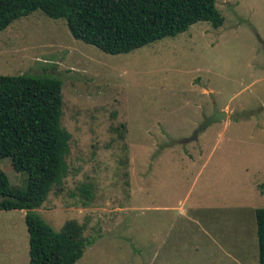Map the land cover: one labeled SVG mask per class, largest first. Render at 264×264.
Wrapping results in <instances>:
<instances>
[{"label": "rangeland", "instance_id": "rangeland-1", "mask_svg": "<svg viewBox=\"0 0 264 264\" xmlns=\"http://www.w3.org/2000/svg\"><path fill=\"white\" fill-rule=\"evenodd\" d=\"M225 19L110 55L41 11L0 33V75L63 82L69 175L37 213L89 240L76 264H259L264 208V0H217ZM215 108L228 119L185 142ZM0 167L12 187L28 174ZM89 186L93 197L81 193ZM25 211H0V264H29Z\"/></svg>", "mask_w": 264, "mask_h": 264}, {"label": "trees", "instance_id": "trees-1", "mask_svg": "<svg viewBox=\"0 0 264 264\" xmlns=\"http://www.w3.org/2000/svg\"><path fill=\"white\" fill-rule=\"evenodd\" d=\"M41 11L64 20L72 36L110 55L128 54L185 33L198 23L215 29L225 19L217 0H0V33ZM63 82L50 75H0V163L28 174L12 187L0 167V211H25L29 264H76L90 245L75 220L56 231L34 211L69 175L71 134L61 126ZM81 193L88 199L89 186ZM259 264H264V208L256 210Z\"/></svg>", "mask_w": 264, "mask_h": 264}, {"label": "water", "instance_id": "water-1", "mask_svg": "<svg viewBox=\"0 0 264 264\" xmlns=\"http://www.w3.org/2000/svg\"><path fill=\"white\" fill-rule=\"evenodd\" d=\"M262 45L264 49V42H262ZM228 117H229L228 112L226 111L219 112L217 108H215L214 114L211 117L206 118L204 123L201 125V127L194 132V135L185 142L197 141L198 136L202 131H205L208 127L212 126L213 124L222 123L223 121H226Z\"/></svg>", "mask_w": 264, "mask_h": 264}, {"label": "flooded vegetation", "instance_id": "flooded-vegetation-1", "mask_svg": "<svg viewBox=\"0 0 264 264\" xmlns=\"http://www.w3.org/2000/svg\"><path fill=\"white\" fill-rule=\"evenodd\" d=\"M213 114H214V113H213ZM213 114H212V115H213ZM212 115H211V116H212ZM211 116H210V117H211Z\"/></svg>", "mask_w": 264, "mask_h": 264}]
</instances>
